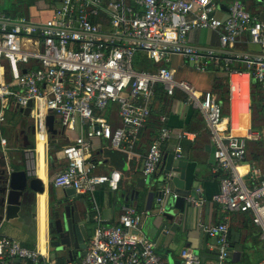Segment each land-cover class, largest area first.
Masks as SVG:
<instances>
[{"label": "built area", "instance_id": "2783aa9c", "mask_svg": "<svg viewBox=\"0 0 264 264\" xmlns=\"http://www.w3.org/2000/svg\"><path fill=\"white\" fill-rule=\"evenodd\" d=\"M217 1L110 0L101 5L99 0H59L52 14L41 21L0 8V126L10 106L29 108L34 134L45 137L46 116L52 114L64 131H81L58 148L65 164L53 175V185L72 187L82 194L102 184L115 190L121 172L95 171L90 140L104 139L111 148L131 154L146 134L142 174H160L162 145L172 130L167 113L154 115L153 108L159 96L165 104L180 90L185 103L204 117L209 129L219 172L213 201L224 212H251L264 238V175L253 169L251 182L246 183L237 170L246 157L249 137L234 135L224 126L223 109L214 91L196 89L189 81L176 78L169 65L171 56L178 55L197 71L223 70L229 78V103L240 86L233 77L237 73L233 60H241L254 79L264 80V55L234 50L244 34L264 48L263 22L241 0H233L226 15L217 17ZM102 10L109 14L105 29L89 18ZM204 28L217 33L216 47L189 43L188 33ZM143 60L148 68H142ZM113 109L116 123L110 117ZM185 135L178 133V137ZM258 138V133L252 136ZM0 143L4 145L6 138L0 137ZM180 157L182 150L177 145L174 158ZM163 177L162 194L154 199L155 215L164 214L168 194L177 196L168 185L169 173ZM186 200L195 206L203 202L192 196ZM147 216V211L129 202L121 206L113 224L96 215L85 254L62 262L42 258L38 250L3 234L0 222V264H12L14 259L17 264H168L157 243L144 232ZM200 226L214 239L211 264H227L230 244L226 219ZM179 260V264H203L189 248L181 250Z\"/></svg>", "mask_w": 264, "mask_h": 264}, {"label": "crops", "instance_id": "0c3cea01", "mask_svg": "<svg viewBox=\"0 0 264 264\" xmlns=\"http://www.w3.org/2000/svg\"><path fill=\"white\" fill-rule=\"evenodd\" d=\"M108 1L110 0H99L101 5H105ZM126 1L129 2V0ZM232 1L218 0L214 14L220 18L224 17ZM241 1L246 9L255 13L264 24V4L250 0ZM58 4L59 0H0L1 9L16 15L25 14L36 21L48 18ZM89 18L98 23L102 29L108 26L107 11H98L91 14ZM188 41L196 46L216 47L218 44L217 33L209 28L191 30L188 33ZM234 50L264 55V48L251 43L247 34L240 37L234 45ZM237 61L238 59L233 60V65ZM169 65L173 68L176 78L189 81L196 89L214 91L217 83L229 86L228 75L223 70L215 68L197 71L178 55L171 56ZM244 66L246 67L245 64ZM233 77L240 82V86L229 106H223V123L232 134L249 137L247 140L249 145L252 136L257 133L250 129L251 76L248 71H237ZM184 98L185 94L176 90L171 97L167 98L165 104L159 99L153 108L154 115L163 111L167 113V125L172 130V135L162 145L164 155L160 175H163L165 168L170 173L171 170L178 171L179 178L184 181V188L187 190L195 188V195L189 194V196L202 199V204L195 206L185 200L182 211L173 207L172 218L155 215L153 213L154 199L148 200L139 186V180L147 177L142 174V158L148 141L146 134L137 142L131 154L111 148L104 139L92 138L90 140L92 143L90 160L95 164V171L108 173L111 169H117L121 172V180L115 190L102 184L93 192L84 194L89 207L86 211L81 209V218L84 220L88 237L93 233L97 224L95 216L99 215L106 224L115 223L121 206L128 202L125 197L130 196L134 190L139 191L137 198L133 199L136 208L148 213L143 225L144 232L157 243L160 251L168 249L173 258L179 259L181 250L189 248L201 257L203 264H211L215 254L214 249L211 248L214 239L208 236L200 225L216 223L225 218L229 230L233 229L239 234V237L231 236L229 239L231 248L235 246V249L230 252L229 259L234 262L233 264H237L244 251L245 243L252 239L253 246L258 250L254 263L260 264L264 258V238L260 236V227L252 221L251 212H245V214L235 211L224 212L212 199L213 194L218 190L219 172L214 164L209 129L204 117L196 109L187 105ZM29 115L24 109L18 107L10 106L6 110L5 119L0 126V137L6 138L4 145L0 143V168L6 165L8 170L24 169L28 178L35 177L41 181L43 190L41 192L30 190L20 206H10L3 215L1 231L23 246L38 250L42 258L50 257L56 262H62L69 258L68 253L64 249L51 245L48 222L52 207L64 188L54 186L52 178L56 171L65 164V159L57 151L58 148L71 141L81 131H64L58 120L53 118L55 133L48 132L45 137L36 136ZM110 117L113 123H116L114 109ZM180 132H186L187 135L178 137ZM262 134L264 139V131ZM258 139H260V134ZM39 141H41L40 148ZM177 145L182 150L180 158H174V148ZM170 154H173V157L168 164L167 157ZM42 166V174H40L39 170ZM253 169L258 171L259 176L264 175V153L259 151L253 154L250 147H247L246 157L238 164L237 170L241 178L249 183ZM168 185L172 189L175 187L171 180L168 181ZM40 197L44 198L43 206L40 204ZM78 257L80 255L77 253L74 258ZM17 262L14 259L12 264H17Z\"/></svg>", "mask_w": 264, "mask_h": 264}, {"label": "water", "instance_id": "95a60500", "mask_svg": "<svg viewBox=\"0 0 264 264\" xmlns=\"http://www.w3.org/2000/svg\"><path fill=\"white\" fill-rule=\"evenodd\" d=\"M264 4V0H250ZM25 71V70H23ZM29 114L30 109H24ZM47 132L55 133L53 128V115L46 116ZM173 154L167 157L169 164ZM181 166V163L179 164ZM169 170L165 168L163 174ZM180 173L176 170L169 171V180L175 185L173 192L177 193L173 197L172 193L165 197L163 216L172 218L173 207L182 211L185 205L186 197L195 195V188L189 190L184 188L183 179L179 178ZM165 184L163 175L147 176L139 180V186L143 189L148 197V200L155 199L156 196L162 194V187ZM41 192L43 186L38 178H28L24 169L8 170L6 165L0 168V222L4 218V213L8 211L12 205L20 206L23 199L26 197L28 191ZM139 191H132L130 196L125 199L129 203H133ZM89 207L87 198L82 193H78L74 188H64L61 196L56 200L50 212L48 222V232L50 234L51 245L64 249L67 251L69 259H73L77 253L80 256L85 254L86 241L88 239V232L85 227L84 220L81 218V209L86 211ZM229 239L231 236L239 237L233 229L229 230ZM231 250V247H229ZM235 253V252H233ZM161 255L168 262V264H179L180 260L171 256L170 250L166 249L161 251Z\"/></svg>", "mask_w": 264, "mask_h": 264}, {"label": "trees", "instance_id": "16d2710c", "mask_svg": "<svg viewBox=\"0 0 264 264\" xmlns=\"http://www.w3.org/2000/svg\"><path fill=\"white\" fill-rule=\"evenodd\" d=\"M142 58V56H141ZM142 68H148L149 64L146 63V60H143L141 64ZM232 66L241 72H245L249 70L242 64L241 60H238L235 65ZM250 91H249V111H250V129L252 131L260 134V139H252L249 141V145L247 143V147H250L251 152L256 153L262 151L264 153V139H263V131H264V80L259 81L252 77L250 74ZM214 93L216 94L217 100L220 102L222 109L223 106H229L228 100V87L225 86L224 83H217L214 89ZM161 96H159L160 99ZM255 158V157H254ZM264 174V173H263ZM245 214V212H243ZM231 247V246H230ZM235 249V246L231 248L230 252ZM240 264L244 262L245 254L244 251L240 255ZM234 262L229 259L227 264H233ZM255 264V263H253Z\"/></svg>", "mask_w": 264, "mask_h": 264}, {"label": "rangeland", "instance_id": "374dc122", "mask_svg": "<svg viewBox=\"0 0 264 264\" xmlns=\"http://www.w3.org/2000/svg\"><path fill=\"white\" fill-rule=\"evenodd\" d=\"M5 5L7 6V3H5ZM244 254H245V258L243 260L244 262H241V264H253L255 261V257L258 255V250L253 246L252 239H249L245 243ZM237 264H240V262H238Z\"/></svg>", "mask_w": 264, "mask_h": 264}, {"label": "bare ground", "instance_id": "6f19581e", "mask_svg": "<svg viewBox=\"0 0 264 264\" xmlns=\"http://www.w3.org/2000/svg\"><path fill=\"white\" fill-rule=\"evenodd\" d=\"M40 145H41V141H39V148H40ZM42 147H43V145H42ZM43 150V149H42ZM43 158V157H42ZM43 160V159H42ZM43 162V161H42ZM40 164V163H39ZM42 169H43V166L40 168V170H39V172H40V174H42ZM41 197H42V195H41ZM40 197V204L43 206V204H44V202H43V199ZM39 204V205H40ZM40 207V206H39ZM41 208V207H40ZM43 210V209H42ZM41 211V210H40ZM42 212V211H41ZM44 214V213H43ZM43 214L41 215V217L43 216ZM40 217V218H41ZM44 219V218H43Z\"/></svg>", "mask_w": 264, "mask_h": 264}]
</instances>
